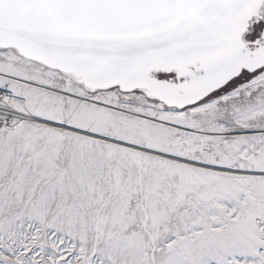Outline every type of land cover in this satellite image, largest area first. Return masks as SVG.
Wrapping results in <instances>:
<instances>
[{
  "label": "snow or ice",
  "instance_id": "snow-or-ice-1",
  "mask_svg": "<svg viewBox=\"0 0 264 264\" xmlns=\"http://www.w3.org/2000/svg\"><path fill=\"white\" fill-rule=\"evenodd\" d=\"M0 264H264V0H0Z\"/></svg>",
  "mask_w": 264,
  "mask_h": 264
}]
</instances>
